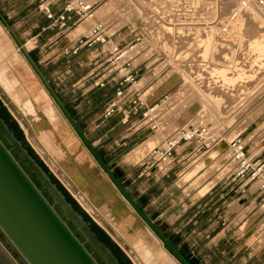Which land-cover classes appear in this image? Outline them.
<instances>
[{"label": "crops", "instance_id": "0c3cea01", "mask_svg": "<svg viewBox=\"0 0 264 264\" xmlns=\"http://www.w3.org/2000/svg\"><path fill=\"white\" fill-rule=\"evenodd\" d=\"M69 4L90 5L93 11L79 19L71 14L64 30L53 26L42 11L48 7L57 16ZM104 4L103 0H23L22 13L29 18L25 47L30 42L37 45L31 49L35 62L48 82H54L51 86L86 138L139 208L195 264H264V201L259 202L264 190L258 183L230 181L235 166L226 153L227 146L222 150L224 145L217 144L201 152L202 147L195 142L182 143L166 165L147 160L153 149L194 126L184 113L174 118L172 109L165 110L157 133L152 129L153 121L143 117L174 88L157 94L156 84L168 73L161 76L157 73L160 66L153 68V54L132 53L136 46L126 58L117 59L118 55L111 53L113 47L132 46L138 34L134 29H117L112 19L99 18L97 12ZM4 16L11 24L8 14ZM98 24L106 28L109 42L80 46L79 42ZM127 74L134 77V83L127 86L117 112L102 118L105 106L115 98L118 83ZM137 96L142 107L133 114L131 102ZM252 139L253 132L244 141L246 148ZM79 147L83 152L71 154L69 163L86 178L84 187L72 182L79 188L81 200L96 210L118 239L124 241V236L135 229L141 231L151 242L145 249L147 257L153 259L156 251L170 264H178L166 255L87 150ZM247 153L251 158H261L264 149L258 154L251 150ZM223 168L229 170L221 177ZM126 219L135 229L122 223Z\"/></svg>", "mask_w": 264, "mask_h": 264}, {"label": "rangeland", "instance_id": "374dc122", "mask_svg": "<svg viewBox=\"0 0 264 264\" xmlns=\"http://www.w3.org/2000/svg\"><path fill=\"white\" fill-rule=\"evenodd\" d=\"M22 2L0 0V9L3 16L8 14L9 25L17 31L15 33L24 45L29 39L25 34L29 18L22 13ZM103 3L101 8L106 6L108 14L98 15L100 8L97 16L112 19L113 26L124 28L122 31L136 30L138 38L133 41L136 48L132 53L153 54V62H156L153 68L160 66L157 73L161 76L168 73L155 86L157 94L174 88L154 104L158 106L152 114L157 133L161 130L159 119L164 115L161 112L172 109L170 114H174V118L184 113L194 128H207L206 144L209 146L202 148L201 152L223 144L221 149L227 146L228 151L225 152L230 154L228 144L237 136L245 141L252 132L253 139L246 150L258 154L264 149V0H103ZM36 46L30 42L27 51L31 54L34 52L31 49ZM0 105L21 132L16 137L9 128L8 122H11L0 115V120L19 146L11 143L2 132L0 138L99 264H111L109 250L104 246L105 250L96 247L84 231L88 225L80 213L71 207L51 181L81 224H77L58 200L50 196L28 166L20 148L37 166L31 154L41 163L77 208L121 251L129 264H170L156 251L153 252V259L145 255V249L151 247V242L134 228L136 226L131 220L126 219L122 223L129 224L134 232L126 234L124 241L120 240L97 216L96 210L81 200L79 188L72 182L84 187L86 178L73 163H69L71 154L83 152L79 149L81 142L42 88L1 22ZM3 113L0 111V114ZM255 159L262 161V170L252 183L263 186L264 155ZM223 169L221 177L229 170ZM263 201L264 198L259 202Z\"/></svg>", "mask_w": 264, "mask_h": 264}, {"label": "water", "instance_id": "95a60500", "mask_svg": "<svg viewBox=\"0 0 264 264\" xmlns=\"http://www.w3.org/2000/svg\"><path fill=\"white\" fill-rule=\"evenodd\" d=\"M0 22L71 130L117 193L178 264H191L139 208L135 200L117 180L1 13ZM0 132L15 146H19L12 133L9 132L1 120ZM20 151L28 166L37 176L40 183L44 185L50 196L58 200L61 207L73 217L77 224H81V220L72 212L70 206L65 203L56 188L51 184L48 176L24 150L20 148ZM86 227L84 231H87L96 247L100 250H105L103 245L96 240L95 236ZM0 235L22 264H99L1 138ZM108 256L111 264H117L109 253ZM0 259L3 264H17L1 245Z\"/></svg>", "mask_w": 264, "mask_h": 264}, {"label": "built area", "instance_id": "2783aa9c", "mask_svg": "<svg viewBox=\"0 0 264 264\" xmlns=\"http://www.w3.org/2000/svg\"><path fill=\"white\" fill-rule=\"evenodd\" d=\"M92 7L82 6L76 7L72 4L66 5L63 8V11L57 16L53 15L48 7H45L42 11L47 20L52 21L53 26L58 27L60 30H64L67 27V21L70 19L71 14H75L77 17L82 18L86 15L91 14ZM137 41H139L137 39ZM109 42L107 35V30L103 25H96L91 30L89 35L79 42L80 46H91V44H101L104 45ZM134 46H130L127 49L113 47L111 53L117 54V59L126 58L127 53ZM134 83V77L131 74H127L122 77L118 83V89L115 94V98L110 101L104 108L102 113V118L107 119L115 114L119 108L120 102L123 100L124 92L127 86ZM102 86V84H99ZM132 112L136 114L142 107V103L137 96L135 100L131 102ZM158 106L153 105L152 108L147 110L143 117L150 123L153 121V112ZM152 115V117H151ZM153 130H156V126L152 127ZM208 136V131L206 128L200 127H189L181 130L175 137L166 140L160 147L153 149L149 154L147 160L152 164L156 165H166L170 162L173 157L175 149L182 143L195 142L199 144L202 148H207L209 145L206 144V137ZM228 148L230 151V157L234 163V171L230 175V181L235 182L237 180L249 181L252 182L259 172L262 170L260 167L259 159L251 158L246 150V145L244 140L239 136L234 138L229 144ZM261 189L264 190V185L261 186Z\"/></svg>", "mask_w": 264, "mask_h": 264}, {"label": "trees", "instance_id": "16d2710c", "mask_svg": "<svg viewBox=\"0 0 264 264\" xmlns=\"http://www.w3.org/2000/svg\"><path fill=\"white\" fill-rule=\"evenodd\" d=\"M31 57L33 58V60L35 61L34 57L32 56V54H30ZM0 111H3V114H0L1 117L5 120V121H10L11 123L8 122L9 128L14 132V135H16V137L18 136V134H20L21 132L18 130L17 126L14 124V122L10 119V117L6 114L5 110L2 108V106L0 105ZM31 156L33 157V159H35V161L37 162L38 166L41 167L42 170L45 171L46 175L48 176L49 180L59 189V191L61 192V194L63 195V197L65 198L66 201H68V203L71 205L72 208L77 209L76 211H78L81 215V217L83 218L84 222L88 225L89 230L93 233V235L95 236V238L97 239V241L99 243H101L106 249L109 250L110 254L112 255V257L116 260V262L118 264H129L128 260L124 257V255L121 253V251L113 245V243L109 240V238L101 231L99 230V228H97L86 216L85 214L80 211L77 206L75 205V203L70 199V197L68 196V194L56 183V181L52 178V176H50V174H48L46 172V170L44 169V167L41 165V163L39 161L36 160V158L31 154ZM170 242L181 252V254L191 263V264H195L194 261H192L185 253L182 249H179L177 247L176 242L170 240Z\"/></svg>", "mask_w": 264, "mask_h": 264}, {"label": "flooded vegetation", "instance_id": "af4514ba", "mask_svg": "<svg viewBox=\"0 0 264 264\" xmlns=\"http://www.w3.org/2000/svg\"><path fill=\"white\" fill-rule=\"evenodd\" d=\"M0 245L5 249V251L11 256V258L17 263L22 264L17 256L12 252V250L9 248V246L6 244L2 236L0 235ZM0 262L2 263L1 259ZM3 264V263H2Z\"/></svg>", "mask_w": 264, "mask_h": 264}, {"label": "bare ground", "instance_id": "6f19581e", "mask_svg": "<svg viewBox=\"0 0 264 264\" xmlns=\"http://www.w3.org/2000/svg\"><path fill=\"white\" fill-rule=\"evenodd\" d=\"M90 5H82V7L83 8H85V7H89ZM106 7V6H105ZM101 8V11L98 13V15H107L108 13H107V9L106 8ZM25 46V45H24ZM26 48V47H25ZM26 50H27V48H26ZM38 80V79H37ZM43 88V87H42ZM46 92V91H45ZM48 95V94H47ZM50 98V97H49ZM206 130H207V128H206ZM208 131V130H207ZM208 133H209V131H208Z\"/></svg>", "mask_w": 264, "mask_h": 264}]
</instances>
